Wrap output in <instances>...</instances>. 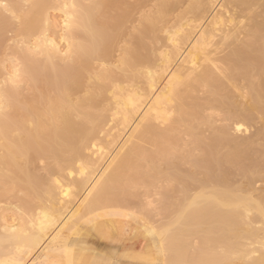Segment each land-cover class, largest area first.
<instances>
[{
	"label": "bare ground",
	"instance_id": "obj_1",
	"mask_svg": "<svg viewBox=\"0 0 264 264\" xmlns=\"http://www.w3.org/2000/svg\"><path fill=\"white\" fill-rule=\"evenodd\" d=\"M0 4L10 6L7 13L0 8V89L9 97L7 110L0 112V260L19 258V249L27 264L40 259L52 264L58 257L61 264H70L73 257L64 231L103 205L107 186L123 183L125 177L130 184H155L159 179L177 184L175 199L166 209L170 211H165L171 223L162 226H171L164 253L173 256L167 264L182 260L183 246L177 244L189 235L199 236L202 246L185 259L189 264H264V195L261 192L259 198L255 193L260 188L251 184L248 171L243 174L245 184L227 186V177L220 174L231 170L230 162H238L239 150L251 143L240 148L237 139L223 131L226 127H221L222 135L220 129L216 137L211 132L210 140L204 138V129L200 137L205 106L216 107L214 112L227 109L231 121L249 118L252 110L264 113V0H0ZM240 26L248 41L228 44V35L234 37L231 32ZM217 32L222 34L220 47L228 44L224 61L230 83L238 82V76L247 83L244 112L233 100L228 103L231 95L219 96L224 92L218 84H224L214 77L216 71L210 68L212 75L202 65L215 55L207 50L215 49L211 48L215 37L219 42ZM37 36L46 38L40 41L39 52ZM11 59L27 73L22 87L5 84ZM204 87L212 99L210 106L205 98L193 95ZM160 122L166 128H160ZM174 132L192 138L191 150L200 155L179 153L182 143L177 146L179 136ZM139 140L151 141L147 148L154 152L142 150L144 142L137 144ZM223 142L234 144L225 158L217 151ZM112 147L115 155L109 160ZM220 154L229 168L219 172L214 168L220 165ZM236 162L235 167L241 166ZM81 190L84 198L70 215ZM121 225L127 240L119 257L151 259L134 251L130 241L135 231L128 230L125 221Z\"/></svg>",
	"mask_w": 264,
	"mask_h": 264
},
{
	"label": "rangeland",
	"instance_id": "obj_2",
	"mask_svg": "<svg viewBox=\"0 0 264 264\" xmlns=\"http://www.w3.org/2000/svg\"><path fill=\"white\" fill-rule=\"evenodd\" d=\"M242 22L244 23V25H246V23H245L244 20H242ZM206 24H207V22L204 24L203 27H205ZM244 25H242V26H244ZM242 26L239 27L240 29L238 28L239 31H237V29H236V30H234V32H231L232 33V36H234V37H231V34L228 35V37L230 36V38H231V39L230 38L228 39V37H227V39H226L227 41L225 40L228 44H229V42L231 40L234 41L235 39H238L241 42H244L246 40L244 37H243L244 39L242 38V35H243L242 33L245 32V31H243L244 29L241 28ZM215 34H218V32L215 33ZM9 35L7 34L8 37H9ZM219 35H222V34H220V32H219V34L217 36H219ZM218 39H219L218 40L219 42H217L216 37L213 39V42L215 41V43L212 42V46L213 47H211V48H212V50L214 48L215 49L213 51H211L210 48H209L210 50H207V52L208 51L210 52L211 56H213L215 54L214 55L215 58L214 57L213 58L212 57L209 58L210 57L209 56L208 57V61L207 60L204 61V62L207 61V63H204L203 62L202 65L205 66V67H207V70L212 75H214L213 73H215L214 71H216V74H215L216 76L214 75V77L216 79H219V81L222 84H224L222 87H221V84H218V85H220V88L221 89L222 88L224 89V90L222 89L223 91L220 89L221 92H224V93H222L223 95L220 94L219 96L226 97L228 95L229 96L231 95L230 97L228 96L231 99L227 98L228 103L229 102L231 103L232 100H233L234 102H232V103H234L237 106V109H241L240 112H244L246 110V108H245L246 104L244 102L247 101L246 100V94H247V90H248L247 89V83H246V81L244 80V78L242 76H238V77L235 78L236 80L238 79V82L235 81V80H233L232 83H230L231 80H229V78L227 77L228 64L224 61L225 55L228 54L227 53V51H228L227 50V45L228 44L224 41V43H226L227 45L224 44V45H222V48H221L220 46H221L222 43L220 44V42H222L223 40L222 41L220 40V36L218 37ZM228 40H229V42H228ZM247 41L248 40H246L245 42H247ZM216 49H217V51L219 50L220 53L217 52ZM215 51L221 57H223V60H222V58L220 56H218V54ZM207 52L205 54H209ZM213 52H214V54H213ZM219 58L222 60V62H221V60ZM206 59H207V57H206ZM208 62H210L209 63L210 65L208 64ZM212 62H214V63H212ZM212 65H215V66H212ZM217 65H219V66H217ZM210 68L212 70H214V71L210 72L211 71ZM218 68H220V69L218 70ZM220 70H222V71H220ZM217 75H218V77H217ZM221 79L224 82H222ZM239 80H240V82H239ZM215 82H217V80ZM216 85H217V83H216ZM234 87H235V89H234ZM207 88L208 87H204L203 90H201L199 88L200 91L198 90L199 91L198 94L195 93L193 95H195L196 97H199V99L205 98V100H208L209 101V102L208 101L207 102L205 101V102L208 103V106H210L209 104H210V101L212 99L211 98L210 99L207 98V96H209V93H207V92H209V90ZM238 88L240 89V91H239ZM218 91H219V88H218ZM237 91H238V94L242 95V93H243V95L242 96H240V95L237 96L238 95L237 94ZM219 93H220V91H219ZM229 93H232L233 95L232 94H229ZM204 96H206V97H204ZM239 97H240V99H239ZM263 100H264V98H263ZM172 105H173V103H172ZM211 106L210 107H206L205 106V109L202 112L201 120L203 119V121H201L200 123L203 126L200 129V137L203 138V135H204V133H202V130L203 129H204L203 132H205L204 138L206 137L205 138L206 140L207 139L210 140V137L209 136H211L212 134H214L215 137H216L217 136L216 133L219 134L221 132V135H222V134H224L223 131H225V132L227 131L226 134L229 133V134H231V137L232 136L235 137V138H232V139H234L233 141H236L235 139H237L236 142H238L240 146L237 145L238 143H235V145L239 146L240 148H241V146H244L245 147L247 145V144H245V142L247 143V141H248L249 144L251 143L250 146L247 145L249 148L246 147V149L244 148V150H243V147H242L241 148L242 151L239 150L240 151L239 153H242V155L239 154V157L240 158L237 159L238 162H236V160H235V162L238 163L241 166H238L237 167V164H236V167H237L236 168L235 165H234L235 162H233V163L230 162V164L233 167H235L233 169V167L230 166V168H232L231 170H233V171L235 170L236 171V169L239 168L238 171H237V173L236 172L234 173L235 175L234 174L231 175L232 173L230 174V171H231L230 169H229V171H227V173H225L226 171H225V168H224V167H226V169L229 168L227 166L226 162H225L226 159H224V158L227 155V150L230 149L229 148V145L230 146L234 145L232 143L233 141L232 142H223V147H222L223 149L219 150L220 149L219 148L217 150L218 151V154H219V152H221L222 157H224L220 161L221 154L218 155V158H219L218 160L220 161V165H219V161L217 163L221 167L216 166L217 165V163H216V165H215L216 167L215 168L212 167V168H214L215 171H217L220 168L221 169L224 168L223 170L225 172H221L220 174L227 177V178L224 177V182L226 183V186L229 185V184L232 185V182H233V184H245L244 182L247 181V178L248 177H250V180L252 181L251 184H255V188L256 187L257 188H260V190L256 188L257 191L255 193L258 192L259 193V196H258V194H257V196L259 198H261L264 195V191L261 189V187H264V137H262L264 135V113H261L259 111V109L258 110H252L250 115H252V113H254L255 114V118H254L253 115H252L253 117H251L250 115H248L249 118L246 117L247 119L238 117V120L236 118H234L233 121H231L232 118H227L229 116V115H226L228 113L227 109L223 108V111L221 112L220 111L221 108L220 109L218 108L219 109L218 112L220 111V113H221L220 114L218 112H214L217 109L214 106H213L214 109H211L210 110V108H212ZM238 106H240V107L238 108ZM168 109H169V106L167 107V111H168ZM169 111H170V109H169ZM210 111H211V113H210ZM261 111L264 112V109L261 110ZM203 116L206 117L209 120L208 121L207 120L205 121L206 118H204ZM224 117H226L225 120H224ZM229 117H231V116H229ZM223 120L224 121L227 120L226 123ZM228 121H230V123L227 124ZM204 122H206V124L208 126H206ZM161 124L163 125L164 123H161ZM162 125H161L160 128H166V126H167L166 123L163 126ZM215 126L217 127V129L214 128ZM212 127H213L214 130L212 129ZM221 127H223V129L226 127L228 130L227 129H224L222 131ZM207 129H208V131H207ZM211 129H212V131H211ZM215 129H216V131H215ZM219 129L221 130L220 132H219ZM229 130L231 132H229ZM255 131H257V132H255ZM210 133H211V135H210ZM173 135H175V137L176 136H179L178 137V142L176 143V144H178L177 146H180L179 144L182 143V145H181L182 147L180 149L181 151L179 150L180 147H176V150L177 151L179 150V153L180 152L183 153L184 150L186 152L189 151L190 154H191L192 150H191L190 144H191V142H192L193 139L190 138L191 139L190 140L187 137V139H188L187 140L185 136H182L178 132L177 133L174 132ZM258 135H260V136H258ZM218 136H220V135H218ZM182 137H183L182 140L179 139V138H182ZM184 138L186 139V141H188L187 143L185 142ZM157 139H160V138H157ZM212 139L213 138H211V140ZM143 142H144V144H142ZM145 143H147V142H145V140H139V141H137V144H140V145L142 144L143 146H145L144 149H143V146L142 145L140 146V148L142 147L141 149L144 150L147 153L148 152L146 150V149H148L147 146L152 147L151 146L152 144H151V141H149L147 144H145ZM224 143H226L228 145H226ZM184 145H185V147H183ZM224 145L226 146V149L224 148ZM113 148L114 147H112L111 149H109V152H110V150L111 151L114 150ZM184 148H186V149H184ZM150 150H152V148ZM198 151L192 152V154H194L195 156H198V155H200V151L199 152ZM223 151H225L226 154ZM186 152H184V153L186 154ZM197 152H198V155H197ZM148 153H152V152H148ZM174 153L178 154L177 152H174ZM215 153H216V151H215ZM107 154H108L107 155V158H110L109 160H111L112 159V156L115 155V151H112L111 153H107ZM213 154H214V152H213ZM249 154H250V157L252 156V158L247 157V156H249ZM216 155H217V153L215 154V156ZM245 155H246V158L245 157L242 158V156H245ZM108 156H111V157H108ZM254 156H255V158H253ZM212 157L211 158L214 159V156L213 155H212ZM249 159H252V160L254 159L255 161L253 160V162H252V160L250 161ZM190 161H191V158H190ZM224 163H225L226 166H224ZM227 163H228V161H227ZM247 163H248V166H251V164H253L254 166L252 165L250 168H248L247 165H245ZM181 167H180L181 170L182 169L184 170V169H187L188 168L187 166L185 168H183V167L181 168ZM241 167H242V169H241ZM253 167L256 170L257 169L258 170L257 171L254 170ZM244 168H246V169H244ZM251 168H253V169H251ZM248 169H250L251 172ZM261 169H263V170H261ZM252 170L256 171L255 174L253 173L254 171L252 172ZM218 171L220 172V170H218ZM244 171H248L247 173H248L249 176L245 172V174L247 175V178H246V175H245V177L243 175L244 174ZM251 173L253 174V176H251L252 175ZM237 174H239V176H236ZM254 175H256L255 176L256 178L254 177ZM198 177L200 178V176H197L196 178H198ZM252 177H253V179H252ZM122 178H123V183L126 182V184L125 183L123 184L122 181H120V180H122ZM122 178L119 179L120 184L117 183L118 181H116L114 184H109L107 186V189L106 190H109V194H108V197H107V195H106V192L107 191H105V194L104 195L106 196V199L105 198L103 199V195L101 197H99L98 201H101L102 199H103V201H105L103 203V205L101 204V205H98V207L96 206L94 208V210L92 211V214L89 215V216H87L83 220H79L78 222L77 221H73L71 223L73 225L72 226L69 225V226H71L70 227V230L73 229L74 231L73 230L70 231L68 229L69 227H67L66 228L67 230L64 231V238L66 240L67 245L71 248V255L73 257V259H72L73 261H71L70 264H85V254L86 253H85V251L82 248L79 247L80 244H78V243H81L82 242V243H85V244H87V245H89V246H91V247L94 248V246L97 244V241L96 240H114V239H117L118 241H121L122 243H123V241H126L127 240V234H126L125 231L122 230V225H121V223L123 221L126 222L127 229L128 230L134 229V231H135L134 236H133V238L130 241L132 243V245L134 246V251L143 253V254L151 257V259H154V260L159 259L160 262H161V264H167L168 261H171V258H169V255L170 254L173 256V254L171 252H169V255H168V253L166 255V252L163 253V254H160V255L157 254V247H158V243H159V238L157 237V235L156 236H153L152 234H150L149 225L150 224L152 225L154 223V226L157 227L158 229L160 227L164 226V225H170V223H171V221L169 219L170 214L169 213L168 214L165 213V211L166 212L167 211L168 212L170 211V210H166V209H169V207H170L169 204H171L174 201L173 198L175 199V195H176L175 192L176 191L174 192V189L176 188V185L177 184H164L163 181H162V179L161 180L160 179L157 180L160 183L155 182V184H149V183L142 184L140 182H139L140 184H132V183L130 184V181H128L129 179L127 180V178H125V177H122ZM225 179H226V181H225ZM227 179H228V182H227ZM251 181H248V184H250ZM145 182L146 181H144L143 183H145ZM115 184L117 185L116 188H115L116 190H114ZM222 186L225 187V184L222 185ZM222 186L220 187L221 189H223ZM261 192L263 193L262 196H261ZM173 193H174V195H173ZM79 194L77 195V198H76L75 202L77 200L78 201L76 203L74 202L75 203L74 205L72 203V205L70 207V210H71L70 215L72 214V211L74 213L79 208V206H80L79 201L81 202L82 199L84 198L83 190H81V192H79ZM78 196H79V198H78ZM257 196H255V197H257ZM106 200H108V202ZM98 209L100 211H97L96 212V210H98ZM6 213L9 214V212H6ZM84 220H90V223L87 224V225H84L83 227H81V225H83ZM168 220H169V222H168ZM150 222H152V223H150ZM183 238H182L183 239L182 241L180 240V244H177V245L178 246L180 245L179 246L180 249L183 246V248L181 250V253H183L182 255H184V254L185 255H184V257L181 256V259L182 260L180 259L181 261L180 262L178 261L175 264H189V262H187L185 259L193 257L194 256L193 254H195L194 252H196L195 250L197 248L198 249L199 248L200 249L202 248V246H200L201 245V241L199 240V236L197 237L196 235H189V236L183 237ZM182 242H183V244H182ZM178 246H177V248H178ZM73 248H74V250L79 249L81 252H79V250L73 251ZM179 248H178V250H180ZM189 255H190V257H189ZM167 256H168V258H167ZM60 259H61L60 257L54 258L52 264H61V262H60L61 260ZM40 261H42V259L37 260L35 264H43V262H40ZM77 261H78V263H77Z\"/></svg>",
	"mask_w": 264,
	"mask_h": 264
},
{
	"label": "snow or ice",
	"instance_id": "obj_3",
	"mask_svg": "<svg viewBox=\"0 0 264 264\" xmlns=\"http://www.w3.org/2000/svg\"><path fill=\"white\" fill-rule=\"evenodd\" d=\"M73 7H75V5H73ZM0 8H3V10L7 13L9 12L10 6L7 4H0ZM42 39H46V38L41 37V36H37L36 38L37 47L35 51L37 52L40 51L39 43ZM8 62H9V59L6 58V64H5L6 69H7ZM10 63L12 67L5 78V84L10 82L14 87H22L27 78V73L24 71L19 61L15 59H11ZM8 103H9V97L7 95L6 90L0 89V112H4L7 110ZM57 183H59V181H57ZM89 223H90V220H84L83 225H81V227ZM149 229H150V234H152L153 236L159 235L160 240H159L158 247H157V254L158 255L163 254L165 251V243L167 240V236L171 230V226H169L168 228L160 227L158 229L157 227H152L151 225H149ZM18 251L21 252V255L19 258H13L8 261L0 260V264H27V262L23 259V252L19 249ZM147 264H161V262L159 259H156V260L149 259L147 261Z\"/></svg>",
	"mask_w": 264,
	"mask_h": 264
},
{
	"label": "crops",
	"instance_id": "obj_4",
	"mask_svg": "<svg viewBox=\"0 0 264 264\" xmlns=\"http://www.w3.org/2000/svg\"><path fill=\"white\" fill-rule=\"evenodd\" d=\"M96 241L94 248L82 242L78 243L86 253L85 264H147V261L137 260L136 262L133 259L119 257L126 241L123 243L117 239ZM132 247L134 248L133 245Z\"/></svg>",
	"mask_w": 264,
	"mask_h": 264
}]
</instances>
